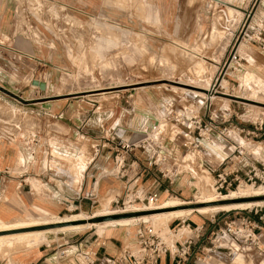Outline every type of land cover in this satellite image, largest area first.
I'll use <instances>...</instances> for the list:
<instances>
[{"label":"rangeland","instance_id":"374dc122","mask_svg":"<svg viewBox=\"0 0 264 264\" xmlns=\"http://www.w3.org/2000/svg\"><path fill=\"white\" fill-rule=\"evenodd\" d=\"M59 2L73 9H63ZM263 35L264 0H0V98L11 103L13 125L37 129L27 137L28 141L34 140L36 149L52 145L53 129L60 131L65 148L99 143L109 149L112 137L130 141L137 129L151 132L153 125L164 122L159 142L171 150L178 170L177 182L173 184L178 195L172 193L166 199H177L182 202L181 208L192 209L190 215L179 218L201 217L207 231L206 219L211 215L218 218L226 211L196 212L207 205L199 198L200 175L208 176L209 191L213 182L212 173L201 162L216 166L227 150L218 136L206 130L210 114L207 116L203 109L211 107L212 111L213 104L229 109L228 96L220 93L225 89L217 88L218 83L236 89L242 113L233 114L228 121L221 118L227 122L215 128L226 126L234 139L238 134L242 146L239 150L243 153L247 150L248 158L260 159L253 153L259 146L256 141L262 138L258 136L252 141L246 131L264 129V54L258 50ZM176 42L181 44L180 48ZM234 50L239 60L229 68V53ZM33 79L44 82L45 89L31 86ZM247 82L262 93H249L245 89ZM216 88L217 97L207 92ZM47 100L61 103L60 119L41 120L40 106ZM216 111H212L211 117L219 123ZM43 127L46 130L42 131ZM240 129L245 131L240 134ZM199 131L204 135L203 148L193 149L192 142ZM253 192L252 189L243 197L237 194L232 200H218L220 204L258 202L243 209L264 207V195H257L264 190ZM108 197L110 201L113 199L99 197L88 210H62L60 214L35 211L22 219H63L84 214L88 222L97 223L100 222L97 215L120 208L122 199L116 205L108 203ZM159 207L135 211L129 208L113 214L136 217L168 210ZM230 210L242 209L227 211ZM160 219H139L131 226H105L104 233L97 232L102 229L97 225L77 232L45 234L38 243L28 239H18L16 244L2 242L0 260L21 259L23 253H29L31 258L48 243L88 235H93L92 238L122 235L131 241L138 223L148 222L161 230L159 226H168L175 218ZM217 228L206 232L202 247L189 264H264V255L247 248L236 249ZM214 239L218 240L219 248ZM16 245L20 248H15ZM68 249L63 246L58 255ZM78 260L79 264H87L86 259Z\"/></svg>","mask_w":264,"mask_h":264},{"label":"crops","instance_id":"0c3cea01","mask_svg":"<svg viewBox=\"0 0 264 264\" xmlns=\"http://www.w3.org/2000/svg\"><path fill=\"white\" fill-rule=\"evenodd\" d=\"M59 5L63 9L67 8L66 6L73 9L72 6L63 2H59ZM74 10L82 14L80 10ZM260 39L261 43L258 50L264 54V35ZM37 81L42 82L41 80ZM31 86L39 88L38 85L32 83ZM222 87L225 92L220 91V93L228 96L226 99L229 109L223 108V105L209 104L213 106L212 111L217 110V120L221 118L231 119L233 114L242 113L240 102L236 100L238 98L236 89L230 84L228 88ZM245 89L251 94L262 93L257 89L254 90L255 88L252 89L248 82ZM9 104L11 103L8 102L7 98H0V221L13 222L29 217L35 211L60 214L62 210H88L90 205L98 201L99 197L105 199V196H111L113 199L110 201L108 197V203H112L114 200L124 198L130 191L138 187L158 191L159 197L165 189L178 195L173 188V184L177 182V164L167 146L163 145L162 151L167 150L169 152L171 160L167 163L175 169V176L171 184L160 175L159 169L151 164L152 151H136L132 155L140 162L137 181H133L136 175L133 170H129L123 178L114 177L107 174L113 165V152L105 149V146H101L99 143L82 145L78 149L76 146L75 148L72 146L65 148L61 143L60 131L53 129L50 132L52 145L44 144L36 149L37 144L33 143L34 140L28 141L27 137L31 131L37 129L31 128V126L18 127L13 125V109L9 107ZM210 108L203 109L207 116L213 114ZM40 111L42 121L45 118L58 120L62 114L61 103L57 100L44 101L41 103ZM224 122L227 121L220 120L218 125H222ZM41 130H46V128L43 127ZM120 134L122 135V133ZM132 134L131 140L140 137L137 132H132ZM257 136L263 138L264 129ZM218 140L223 143V147L226 149L228 142L222 139ZM239 140L236 137L231 142L239 143ZM256 151L255 154L260 155L258 148ZM225 156L226 154L216 166L203 162L201 165H204L210 172H214L222 165ZM187 219L193 224L205 225L204 219L201 217H187ZM210 227L209 224L208 230ZM100 228L102 229L97 232L104 233L105 226ZM92 237L93 235H88L71 240L54 241L48 243L44 248H39L31 258L29 253H23L21 259H14L13 257L2 259L0 264H79L78 259H86L87 264H113L115 259L114 264H120L117 261L123 259L126 252L134 248V239L128 241L122 235H118V237ZM63 246L69 249L66 250V255L59 256L58 252ZM158 264H173V262L170 257L164 256Z\"/></svg>","mask_w":264,"mask_h":264},{"label":"built area","instance_id":"2783aa9c","mask_svg":"<svg viewBox=\"0 0 264 264\" xmlns=\"http://www.w3.org/2000/svg\"><path fill=\"white\" fill-rule=\"evenodd\" d=\"M229 56L227 66L233 68L232 64L239 60V55L234 50L232 53H229ZM213 87L215 86L213 85ZM217 88L224 89L220 86V83H218ZM217 88L210 91L207 90V92H212L213 96H216V94H219ZM208 118L210 122L209 128H207L208 124L205 125L206 130L213 132V135L218 136V139L228 142L226 147L227 153L222 165L214 172H211L213 182L209 188L214 197L221 199L227 196L231 190H236L241 184L248 185L252 189L264 190V137L260 141H256L259 144L260 155L253 153L254 156L260 159L252 156L248 158L250 153L247 150L243 153L239 150V147H242L238 142H231L234 137L228 133V128L226 126L215 128L217 127L215 125H218V123H215L216 121L212 119L211 115ZM226 120L228 121V118ZM164 125V122L153 125L151 132L139 128L136 132L140 137L130 141L122 140L119 137H112L109 140V143H111L109 149L113 152V165L107 174L123 178L129 170H133L136 172L133 181H137L139 179L140 162L137 158L132 157V155L137 150L152 151L151 164L157 167L160 175L171 184L175 176V169L167 163L171 160L169 152L167 150L162 151L164 146L159 142V138L163 135ZM201 131L198 132V137L194 141L192 140L193 149L203 148L201 140L204 139V135H202ZM244 131L245 129L239 130L240 134ZM261 131V127L259 129L254 128L247 130L246 135L249 134L253 141ZM188 133L193 135L192 131H188ZM232 134L234 135V133ZM236 135L238 134H235V138ZM206 171L210 172L208 169ZM164 191L167 193V196L172 194L168 189ZM159 198L158 191L138 187L122 198L120 206H118L120 208L113 212H123L129 208L132 211L142 210V207L149 209L150 205H157ZM119 201L114 200L113 202L117 205ZM135 205H141L142 207L141 209H137ZM176 220L178 221L173 224ZM207 220L210 226H213L212 229L218 227L217 230L223 235V238L228 239L227 241L233 247H236V249L247 248L250 251H256L259 255H264L263 206L259 205L244 210H234L221 220L211 215ZM204 226L203 224H193L187 218H175L168 224V231L163 233L151 223L140 222L136 225L133 232L134 248L131 251H127L125 257L117 262H120V264H158L162 257L167 256L171 258L174 264H186L190 256L191 259L194 258L195 252L202 247L206 239L207 231L204 229ZM180 229L184 230V232H179ZM212 241L215 242L217 248L220 247L218 240L214 239ZM65 252L66 250H61L59 254L64 255ZM115 262L116 260L114 259L112 263L114 264Z\"/></svg>","mask_w":264,"mask_h":264},{"label":"bare ground","instance_id":"6f19581e","mask_svg":"<svg viewBox=\"0 0 264 264\" xmlns=\"http://www.w3.org/2000/svg\"><path fill=\"white\" fill-rule=\"evenodd\" d=\"M63 6H66V5H63ZM66 7L68 8L69 6H66ZM180 45L178 44L179 48H180ZM181 49L187 50L185 47H181ZM193 52H191V54ZM191 57H192V55H191ZM258 149H259V147H258ZM198 181H199V187H198L199 198L202 199L200 201H201V203H207V205H204L202 207L197 208V210H196L197 213L208 214V213H211V212L217 211V210L218 211H227L229 209H242V210H244L243 208L248 207L252 204L258 203V202H239V203H227V204L223 203V204H220V203H218V202H220L219 201L220 199L219 200L216 199L214 197L213 193L206 188V184L209 183L208 176L205 175V173H203V175H200V178L198 179ZM248 190H252V188L248 185H242L241 184L240 186H238V188L236 190H231L232 192L230 191V193L227 196H224L223 198H229L230 200H232V199L238 197V196H236L237 194L239 195V197H243V195H245L246 192L248 193ZM253 191H254L253 193L257 194L258 190L253 189ZM257 195H264V192H263V194H257ZM160 197H161V202L159 201L156 206L150 205L149 208L159 207V204H160V207L157 209L167 208L168 209L167 211H160V212L151 213V214L149 213L147 215L136 216V217H121V218H117V219H108V220H103V221H100L97 223L88 222L87 220L89 218L84 214H72V215L68 216L67 218H63V219L54 217V218L44 219V220L37 219L35 221L34 220L33 221H31V220L27 221L24 219H18V220L13 221V222L0 221V232L31 228V227H35V226L52 224V223H59V222L79 221V220L87 221L84 223H77L74 225H65V226H61L58 228H47V229H41V230H28V231H19V232H12V233L7 232L6 234L0 235V243L10 242V243L16 244V241L18 239H26V240L28 239L31 242L38 243L39 241L41 242L40 239L45 234L60 233V232H63V233L64 232H77V231H82V230L89 229V228H94L97 225H101V226H131V225L135 224L139 219L147 220L148 218H152V219H154V218H161L162 219L163 218L166 220H170L173 218L188 216L192 212V209H190V208H181L179 206L182 203L181 201H179L177 199L171 200L170 198L166 199L167 198L166 192L162 193ZM223 198H221V199H223ZM102 205H105V204H102ZM113 213H116V212L107 211V212H103L102 214H99L97 216L103 217V216L114 215ZM161 223L162 222H160V224ZM159 227L164 232L168 231V226H166L164 224H162ZM18 247H19V245H16L15 248H18Z\"/></svg>","mask_w":264,"mask_h":264},{"label":"water","instance_id":"95a60500","mask_svg":"<svg viewBox=\"0 0 264 264\" xmlns=\"http://www.w3.org/2000/svg\"><path fill=\"white\" fill-rule=\"evenodd\" d=\"M31 83L33 85H38L41 90H44L45 89V85H44L43 82H39L36 79H33L31 81ZM221 203H223V202L221 201ZM232 211H234V210L226 211L225 213H223L221 216L218 217V220H221L222 218H224L225 216H227L228 214H230ZM128 216H130V214H114V215L100 217L99 220L100 221H103V220L117 219V218L128 217ZM80 221H84V220L67 221V222H59V223H52V224L40 225V226L31 227L32 228L31 230L47 229V228H58V227L65 226V225H74V224H77ZM82 223H84V222H82ZM212 227L213 226H211L210 229H212ZM194 252H195V250H194ZM190 259H191V256L189 257V260ZM189 260L187 261L186 264H189Z\"/></svg>","mask_w":264,"mask_h":264}]
</instances>
